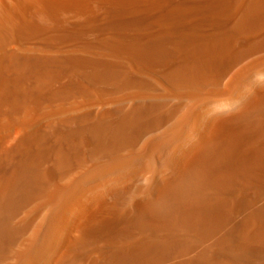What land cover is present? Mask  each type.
Returning <instances> with one entry per match:
<instances>
[{"label": "bare ground", "instance_id": "6f19581e", "mask_svg": "<svg viewBox=\"0 0 264 264\" xmlns=\"http://www.w3.org/2000/svg\"><path fill=\"white\" fill-rule=\"evenodd\" d=\"M258 75L264 0H0V264H264Z\"/></svg>", "mask_w": 264, "mask_h": 264}, {"label": "clouds", "instance_id": "9594fccd", "mask_svg": "<svg viewBox=\"0 0 264 264\" xmlns=\"http://www.w3.org/2000/svg\"><path fill=\"white\" fill-rule=\"evenodd\" d=\"M252 86H253V89L256 86H264V76H260V75L256 76L254 80L252 81ZM235 106L236 105L230 104L228 102H222L220 105L217 106L216 111L227 113L233 110Z\"/></svg>", "mask_w": 264, "mask_h": 264}, {"label": "rangeland", "instance_id": "374dc122", "mask_svg": "<svg viewBox=\"0 0 264 264\" xmlns=\"http://www.w3.org/2000/svg\"><path fill=\"white\" fill-rule=\"evenodd\" d=\"M179 261V260H178Z\"/></svg>", "mask_w": 264, "mask_h": 264}]
</instances>
